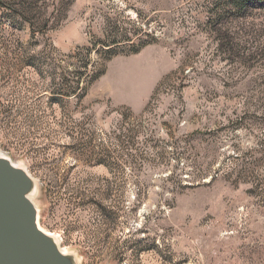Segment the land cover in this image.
<instances>
[{"label":"rangeland","instance_id":"374dc122","mask_svg":"<svg viewBox=\"0 0 264 264\" xmlns=\"http://www.w3.org/2000/svg\"><path fill=\"white\" fill-rule=\"evenodd\" d=\"M0 146L81 264H264V0H0Z\"/></svg>","mask_w":264,"mask_h":264},{"label":"water","instance_id":"95a60500","mask_svg":"<svg viewBox=\"0 0 264 264\" xmlns=\"http://www.w3.org/2000/svg\"><path fill=\"white\" fill-rule=\"evenodd\" d=\"M37 192L39 184L26 166L0 149V264H81L41 228Z\"/></svg>","mask_w":264,"mask_h":264}]
</instances>
